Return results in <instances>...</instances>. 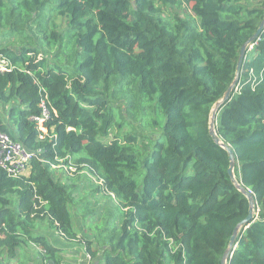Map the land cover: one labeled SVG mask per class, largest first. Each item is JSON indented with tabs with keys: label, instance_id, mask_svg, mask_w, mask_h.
Here are the masks:
<instances>
[{
	"label": "trees",
	"instance_id": "trees-1",
	"mask_svg": "<svg viewBox=\"0 0 264 264\" xmlns=\"http://www.w3.org/2000/svg\"><path fill=\"white\" fill-rule=\"evenodd\" d=\"M263 21L264 0H0V54L12 67L0 73L9 107L0 132L36 155L17 179L0 169V264L28 246L42 264H71L40 223L84 245L90 264H221L249 202L210 116ZM5 35L36 44L14 49ZM43 101L51 117L40 140L31 119ZM217 134L256 201L229 264H264V28ZM61 164L87 169L113 200L107 239L75 232V190L55 176Z\"/></svg>",
	"mask_w": 264,
	"mask_h": 264
},
{
	"label": "rangeland",
	"instance_id": "rangeland-1",
	"mask_svg": "<svg viewBox=\"0 0 264 264\" xmlns=\"http://www.w3.org/2000/svg\"><path fill=\"white\" fill-rule=\"evenodd\" d=\"M58 23L61 25L62 29L66 28V25L62 23L61 19ZM3 39H5V46L14 49H18L21 46L36 44L34 38L27 40V38L22 35H5ZM37 41L39 42V40ZM55 52L56 51H54V53ZM53 56L54 55L51 54V58H53ZM8 111L9 107H4L0 104V117L4 120H7ZM189 172H194L193 165L190 166ZM55 176L63 183H66L67 186H70L71 190H75V201L71 205L75 232L79 234V237L99 238L107 222L111 220L110 214H113L115 218L119 215L118 210L113 205V200L106 197L105 194L99 190V182L96 178L89 175L87 169L82 168L78 170L71 166L64 167V165L61 164L56 167ZM116 223L117 221L113 222V228H115ZM37 232L45 235L47 240L54 246L65 250L63 256L67 262L71 264H90L91 260L86 256L84 245L78 242L71 244L45 223H40L38 225ZM86 237H84V239H86ZM101 237L107 239V235ZM19 258L20 260L14 264L20 262L25 264H42L38 251L33 246L21 249ZM93 262L95 261L93 260Z\"/></svg>",
	"mask_w": 264,
	"mask_h": 264
},
{
	"label": "water",
	"instance_id": "water-1",
	"mask_svg": "<svg viewBox=\"0 0 264 264\" xmlns=\"http://www.w3.org/2000/svg\"><path fill=\"white\" fill-rule=\"evenodd\" d=\"M263 28H264V21L260 25L257 33L253 36V38L251 40H249L243 46L241 53H240L239 63L237 66L235 81L233 82V84L231 85L229 90L225 93L223 99L214 105L212 112H211V116H210L209 134H210L211 138L213 139V141L215 142V144L220 146L221 148H223L229 154V161L230 162H229L228 174L231 178L232 184L236 187V189L243 196H245L247 198V200L249 202L248 216L245 220H243L241 223H239V225L235 229L234 234H233V236L229 242L228 248H227V250H226V252L222 258L221 264H229L230 259L233 255V252L238 246L237 245V239H238L240 232L243 229L248 228L249 225L255 220V217H256V201H255V198H254L253 194L251 193V191L248 188H245L243 186V184H241L236 178L235 169H236L237 160H236L235 152H234V150L230 144L225 143L218 136V134H217V117H218L220 111L223 109L225 103L230 99L233 90L237 87V84H238L239 79H240V69H241V66L244 62V59L248 53L249 48L253 47V42L255 41V39H257L259 37Z\"/></svg>",
	"mask_w": 264,
	"mask_h": 264
},
{
	"label": "built area",
	"instance_id": "built-area-1",
	"mask_svg": "<svg viewBox=\"0 0 264 264\" xmlns=\"http://www.w3.org/2000/svg\"><path fill=\"white\" fill-rule=\"evenodd\" d=\"M12 69L8 59L0 54V73L10 72ZM42 114L32 117V121L37 124L41 134L40 140H45L48 136V130L45 127L51 114L45 101L41 104ZM36 157L25 146L14 141L7 133L0 132V169L4 170L11 178L17 179L24 176L28 165Z\"/></svg>",
	"mask_w": 264,
	"mask_h": 264
}]
</instances>
